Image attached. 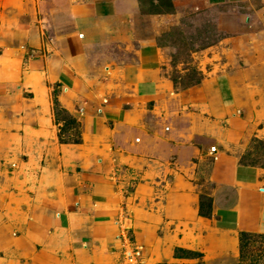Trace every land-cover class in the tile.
<instances>
[{"label":"rangeland","instance_id":"1","mask_svg":"<svg viewBox=\"0 0 264 264\" xmlns=\"http://www.w3.org/2000/svg\"><path fill=\"white\" fill-rule=\"evenodd\" d=\"M119 1L0 0V264H264V0Z\"/></svg>","mask_w":264,"mask_h":264},{"label":"crops","instance_id":"2","mask_svg":"<svg viewBox=\"0 0 264 264\" xmlns=\"http://www.w3.org/2000/svg\"><path fill=\"white\" fill-rule=\"evenodd\" d=\"M58 3L63 5L62 8L67 10L66 14L71 17L70 24H63L57 29L56 37H57V45H58V54L60 57L67 61L72 60L77 53L78 46L82 43V39L84 36L82 35V30L80 24L76 21L80 20H88V19H111L116 16L120 12V1L119 0H57ZM204 2L216 6H219L221 12L226 15H229L227 12L225 13V5L231 3L235 0H203ZM245 8H243L244 10ZM237 14V12H234ZM233 15V14H230ZM229 15V16H230ZM248 19L251 17V12H242L240 13ZM73 21V22H72ZM232 22L234 27L237 25V18L232 17ZM80 26V27H79ZM233 27V28H234ZM158 54V53H157ZM157 54L147 55L148 59L157 58ZM152 56V58H150ZM146 57V56H145ZM140 62L143 63V56L139 53ZM145 58V63L148 61ZM155 62H159L158 59H154Z\"/></svg>","mask_w":264,"mask_h":264},{"label":"trees","instance_id":"3","mask_svg":"<svg viewBox=\"0 0 264 264\" xmlns=\"http://www.w3.org/2000/svg\"><path fill=\"white\" fill-rule=\"evenodd\" d=\"M209 215L210 214H208V216ZM262 238H264V236H262ZM248 239H249V237L247 235H244L242 238V253L245 252ZM176 258L198 260V262L196 264H205L204 262L200 261V259L202 258V254L199 252H190V251H186L183 249H179L178 252L176 253Z\"/></svg>","mask_w":264,"mask_h":264},{"label":"built area","instance_id":"4","mask_svg":"<svg viewBox=\"0 0 264 264\" xmlns=\"http://www.w3.org/2000/svg\"><path fill=\"white\" fill-rule=\"evenodd\" d=\"M124 240H127V238H125ZM123 259L126 264H139V262L142 260L141 251L139 250V248H133L128 241L127 248H125L123 252Z\"/></svg>","mask_w":264,"mask_h":264}]
</instances>
